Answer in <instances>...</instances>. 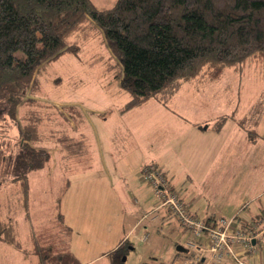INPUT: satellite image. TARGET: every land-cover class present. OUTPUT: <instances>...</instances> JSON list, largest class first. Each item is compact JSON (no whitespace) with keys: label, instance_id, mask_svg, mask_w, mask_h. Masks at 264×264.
I'll return each instance as SVG.
<instances>
[{"label":"rangeland","instance_id":"1","mask_svg":"<svg viewBox=\"0 0 264 264\" xmlns=\"http://www.w3.org/2000/svg\"><path fill=\"white\" fill-rule=\"evenodd\" d=\"M92 1L98 8L110 9L117 0ZM92 31L97 32L93 35ZM71 41L77 43L78 53L68 51L42 64L28 93V98L51 106L40 109V131L49 138L41 147L51 153V159L30 175L29 218L18 186L0 185V221L15 219L21 239V249H16L0 238V264H39L38 256L32 254L34 241L46 242L55 252L62 248L56 244L57 228L61 227L53 216L59 211L55 209L56 198L67 184L60 212L65 216L64 224L71 227L66 234L70 241L63 237L58 241H67V249L80 264L171 263L188 233L174 216L156 222L143 219L145 213L158 208L154 191L139 168L144 162H157L166 174L172 161L177 167L182 164L178 156L175 158L172 140L176 120L184 114L215 118L238 107L237 116L243 119L255 105L264 107V63L250 60L242 70L227 68L220 81L206 85L204 94L194 90L195 83L182 86L183 82L167 106L150 102L121 113L130 95L113 78L112 65L119 60L104 33L94 27ZM193 100L195 107H190ZM69 105L76 106L79 113L65 114ZM23 110L21 106L16 120L7 118V127L0 126V144L8 151L17 147ZM260 116L256 137L241 140L239 152L225 163L216 198L203 196L200 201L207 213L209 207L217 218H236L243 228L264 205V195L258 191L264 183V110ZM63 136L83 141L81 160L63 159L59 141ZM242 147L249 155L243 154ZM137 183L140 185L135 186ZM179 187L177 190L183 192ZM185 192L186 198L191 196ZM204 193L209 194L207 190ZM198 216L206 213L200 210ZM193 258L191 252L176 258L174 264H187Z\"/></svg>","mask_w":264,"mask_h":264},{"label":"trees","instance_id":"2","mask_svg":"<svg viewBox=\"0 0 264 264\" xmlns=\"http://www.w3.org/2000/svg\"><path fill=\"white\" fill-rule=\"evenodd\" d=\"M94 27L104 33L119 60L112 65L114 80L130 95L121 113L150 101L167 106L183 82H218L227 68L242 70L250 60L264 63V0H117L110 9L98 8L92 0H0V126H8V117L16 120L19 108L24 107L16 149L8 151L0 144V185L18 186L27 218L30 175L51 159V153L41 147L49 138L40 131V109L51 106L28 98L29 90L42 64L68 51L77 54V43L71 39ZM65 109L68 115L77 112L74 105ZM262 109L255 105L253 122ZM248 134L256 137L257 133ZM59 141L64 160H81L84 144L80 138L63 136ZM67 188L68 184L60 190L55 207L59 211L53 216L61 227L56 244L62 248L55 252L46 242L34 241L32 254L38 256L39 264H80L67 249V241H58L61 237L70 241L66 234L71 227L64 224L60 212ZM15 222L0 221V238L21 249ZM205 222L212 226L218 221ZM33 234L34 230L31 239ZM190 253L177 251L171 263L143 264H174L176 258ZM261 254L248 262L257 264L253 260Z\"/></svg>","mask_w":264,"mask_h":264},{"label":"crops","instance_id":"3","mask_svg":"<svg viewBox=\"0 0 264 264\" xmlns=\"http://www.w3.org/2000/svg\"><path fill=\"white\" fill-rule=\"evenodd\" d=\"M193 83H195V85L193 86L194 90L198 94H204L206 92V85L214 82L204 81L203 79H196L193 81L184 82L182 86H192ZM201 97L203 98L205 97V95H201ZM150 102H148L147 104H149ZM147 104L140 107H144ZM190 107H195L194 100L192 101ZM254 108L255 106L253 107V109L251 108L248 111V114H245L242 117L243 119L237 116L238 107H236L231 113L226 115L223 114L215 118L213 116H207V119H200L198 117H194L192 113H190V115L188 116L184 114V116L181 117V120H176L177 124L175 123L174 125L176 135L172 140V144L174 148V154L176 155L175 158L178 156V158L176 159L182 164L177 167L176 164H174V162L172 161L171 166L167 170V173L165 175L169 179L171 188L177 190V188H180L179 186L182 187L183 192H179L181 193L185 206L192 215L199 217L204 221H217L219 219L225 218L215 217L210 213L209 207L207 213V209L204 207L205 204H203V206H200V201L203 199V196H207L209 200L216 198L221 185L220 177L222 178L224 174L225 163H229L232 160L231 158H233L234 155L239 152L240 147L238 143L241 140L246 141L247 137H250L248 131L255 130L257 133V127L261 120L260 115L263 114L264 107L260 111L256 123L253 122L255 116L253 115ZM244 117L247 119L246 122ZM240 122H242V125L244 124V127ZM261 151H264V148H262ZM242 152L245 156L249 155L246 147H242ZM146 163L153 164L158 167V165L156 164L157 162H144L145 165ZM144 164L139 168L140 173H142V169L145 166ZM179 179L181 182L178 181ZM138 185L140 184L137 183L135 186ZM185 190H187L188 193L191 192L189 193L191 194L190 197L186 198V196H184V194L187 195ZM205 190L209 192L208 195L204 193ZM258 191H261L260 195H264V183L260 184V186L258 187ZM199 194L201 195L199 196ZM154 201L155 199H153L151 202L154 203ZM200 210L206 213L205 217L201 218L200 216H198ZM263 213L264 205L262 204V206H260L259 208V212L256 213L255 218ZM170 217H172L171 214H169L166 210L163 211V209H160L156 213H145L143 219L145 218L149 219L151 222H156L159 220H168ZM257 260V264H264V253H262L261 256L256 257L253 261ZM228 263L231 264L230 262Z\"/></svg>","mask_w":264,"mask_h":264},{"label":"built area","instance_id":"4","mask_svg":"<svg viewBox=\"0 0 264 264\" xmlns=\"http://www.w3.org/2000/svg\"><path fill=\"white\" fill-rule=\"evenodd\" d=\"M144 181L153 189L159 209L175 215L188 237L184 245L194 254L187 264H250L248 259L260 255L264 246V213L251 225L242 228L235 218H222L215 225L192 215L185 206L181 193L171 188L164 172L153 164L143 167ZM145 238H148L145 236Z\"/></svg>","mask_w":264,"mask_h":264},{"label":"water","instance_id":"5","mask_svg":"<svg viewBox=\"0 0 264 264\" xmlns=\"http://www.w3.org/2000/svg\"><path fill=\"white\" fill-rule=\"evenodd\" d=\"M178 252H184L185 248H183L181 245L177 247Z\"/></svg>","mask_w":264,"mask_h":264}]
</instances>
